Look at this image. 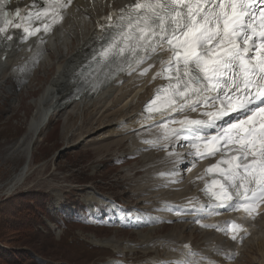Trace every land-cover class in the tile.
I'll return each instance as SVG.
<instances>
[{
    "label": "snow or ice",
    "instance_id": "1",
    "mask_svg": "<svg viewBox=\"0 0 264 264\" xmlns=\"http://www.w3.org/2000/svg\"><path fill=\"white\" fill-rule=\"evenodd\" d=\"M10 3L0 0V46L9 48L16 30H22V41L41 30L37 22L48 31L47 21L71 0H42L43 6L34 0L33 10H8ZM98 26L105 42L92 60L101 68L143 63L157 49L169 53L158 73L167 78V88L157 90L158 96L169 93L167 103L158 108L153 101L146 110L168 115L204 108L206 119L185 116L168 122L179 128L162 125L163 139L187 140L202 158L219 153L221 160L207 169L221 177L213 180L219 183L211 193L215 207L256 212L264 203V0H135ZM217 121L225 126L213 136L201 135L216 129Z\"/></svg>",
    "mask_w": 264,
    "mask_h": 264
},
{
    "label": "bare ground",
    "instance_id": "2",
    "mask_svg": "<svg viewBox=\"0 0 264 264\" xmlns=\"http://www.w3.org/2000/svg\"><path fill=\"white\" fill-rule=\"evenodd\" d=\"M26 1L29 0H24V2L20 0L19 3H25ZM116 1H119V4L115 5V7H118L128 0ZM98 5H100L99 8H96ZM101 7V0H74L69 8L63 11L62 21L56 23L52 29L43 30L30 36L27 40H16L10 48H0V87L9 78L10 85H15V88L20 89L21 86L26 84L28 74L33 71V67L37 65L41 67L46 65L50 58L58 57L51 78L34 102L35 111L29 118L26 132L14 145V151L24 156V163L17 174L6 183L3 192H12L14 189L16 191L20 185H23L32 169V151L40 140L44 125L55 114L68 110L69 107L71 110L68 114L71 117L75 116V122L79 123V121L91 118L95 120L97 126L105 127L106 130L104 128L100 135L103 140L111 139L115 143L129 140L130 145L136 144L137 150L141 147L140 149L144 151L142 161L146 163V166L149 167L148 172L151 173L146 175L147 183L138 189V192L145 196L142 199L145 203L143 209L156 211L164 216V219L175 221L174 230L170 231L161 241L160 246L165 250L163 252L164 256L159 257L155 264H196L197 260H204L202 252L207 254L211 252L206 248L209 240L211 238L221 239L222 236L213 234L212 231L201 230L195 224L196 205L200 204V198L203 194L201 192L202 181L198 179L197 169H194L196 165L194 148L190 147L188 142L187 152L176 154L175 147H178L183 141L176 140L175 137H170L168 140L163 139L165 130L162 125L167 123L169 128H179V124L168 122L183 120L185 116L188 118L189 116L198 117L200 116V109L196 112H172L168 115H160L159 112H150L144 109V104L166 81L165 76L158 75V73L162 71V61L168 60V53L163 49H157L143 63H132L130 66L125 67L98 91L64 101L71 94L77 82L83 78L86 62L95 50L96 45L94 42L96 39L93 24L90 21L94 16L101 14L100 12H94L100 10ZM83 28L86 30H83ZM36 36H39V38L34 39ZM145 69H148L146 73ZM5 72L9 73V75L6 73L8 75L6 78H4ZM11 79L13 82H11ZM111 100L113 102L111 106H108L107 104ZM68 134H72V132H67L66 137ZM186 134L184 133V135ZM158 149L163 152L158 151ZM183 165L188 167L185 175L177 172L179 167ZM168 171L182 183H176V179ZM153 179H155L153 184L157 190L156 197L149 192V189L152 188L151 181ZM174 184H178L173 187V190L178 192H163ZM162 195H169L167 197L169 203L163 200ZM203 211H206L205 207ZM256 226L257 230L243 245L241 257L229 264H246L244 262L251 264L250 259H245L247 253L253 254L250 257L259 256L260 263L264 264V214L256 223ZM194 229L202 232L201 237L205 239V242L199 246L202 250L195 252L192 256L181 247L179 240L186 241L188 238L190 239V237H186L189 236L187 231H193ZM158 232L159 229L153 230V233ZM88 237L93 244H97V242L105 243L113 250L123 252V248L121 246L119 248L120 244L113 241L110 236V238L100 239L89 234ZM151 239H140L138 245L144 247L134 245L131 248L129 246L131 250L128 253L149 255L150 247L146 245ZM125 245L128 246L127 243ZM154 249L160 251L157 246H154ZM134 258L132 256L125 257L124 261ZM155 260L157 259H153V261Z\"/></svg>",
    "mask_w": 264,
    "mask_h": 264
},
{
    "label": "rangeland",
    "instance_id": "3",
    "mask_svg": "<svg viewBox=\"0 0 264 264\" xmlns=\"http://www.w3.org/2000/svg\"><path fill=\"white\" fill-rule=\"evenodd\" d=\"M109 2L115 3L113 5L119 4L116 0ZM101 4L106 11L103 0ZM94 12L101 11L98 9ZM57 58L52 57L46 65L35 67L33 75H28L26 84L20 89L15 88V85L10 87L9 78L0 87V201L26 190L43 191L51 195L49 212L56 217L53 221L45 219L47 226L40 224L30 234L23 236L17 229H9L5 234L7 237L4 246L19 254L20 264H120L121 260L127 264L123 261V255L121 258L112 259V262H105L109 254L108 249L90 243L87 236L89 234L99 238L110 236L117 243H121V247L128 253L127 250L138 245L142 238H157L155 244L158 241L160 243L161 238L174 230V222L171 221L169 226L160 229L158 233H153V230L161 228V222L154 225L144 223L143 217L151 214V211L143 209L138 195V188L147 182L146 175L151 173H147L146 163L142 161L144 151L140 149L141 147L137 150L136 144H132V147L129 140L116 143L111 139L103 140L100 135L105 127L97 126L95 120L89 118L79 123L75 122V116L71 117L68 114L71 110L69 107L68 110L51 117L43 127L40 140L33 148L32 169L23 185L16 191L14 189L10 193L3 192L6 183L17 174L24 163V156L14 151V145L26 132L29 118L35 111L34 102L51 78ZM6 73L9 75L5 72L4 78L8 76ZM112 102L111 100L107 105L111 106ZM67 132H72L67 135L68 138ZM158 151L163 152L161 149ZM125 155L126 157H123ZM108 159L114 162L107 164L105 161ZM115 159H120L124 165L118 168V161ZM154 181L155 179L151 181L152 188L149 192L156 197ZM178 182L182 183L176 179V183ZM177 185H171L163 192H178L173 190ZM87 186L102 189L103 193L114 196L125 208L122 210L108 204L100 206L90 204L88 200L92 197L95 202L98 195ZM168 196L162 195L163 200L168 202ZM76 197L83 206H76L73 202ZM130 215H133V218H129ZM141 223L143 225L139 226ZM187 235L192 238L194 248L201 245L202 234L193 230L187 231ZM1 240L3 241L4 237ZM152 249L154 251L152 250L149 255L137 256L130 264H152L153 259L158 260L164 256V250L156 251L154 246ZM252 255L247 253L245 259H250L251 264H263L260 263L259 256L250 257Z\"/></svg>",
    "mask_w": 264,
    "mask_h": 264
},
{
    "label": "trees",
    "instance_id": "4",
    "mask_svg": "<svg viewBox=\"0 0 264 264\" xmlns=\"http://www.w3.org/2000/svg\"><path fill=\"white\" fill-rule=\"evenodd\" d=\"M48 200L49 194L36 190L18 192L1 200L0 243L6 245L5 234L9 229H17L21 236L30 234L34 224L42 222L41 214L46 213ZM18 261V253L15 250L0 246V264H13Z\"/></svg>",
    "mask_w": 264,
    "mask_h": 264
}]
</instances>
